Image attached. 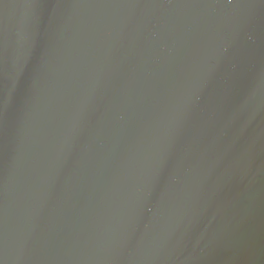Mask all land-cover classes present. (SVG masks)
Instances as JSON below:
<instances>
[{
	"label": "water",
	"instance_id": "95a60500",
	"mask_svg": "<svg viewBox=\"0 0 264 264\" xmlns=\"http://www.w3.org/2000/svg\"><path fill=\"white\" fill-rule=\"evenodd\" d=\"M0 264H264V0H0Z\"/></svg>",
	"mask_w": 264,
	"mask_h": 264
}]
</instances>
